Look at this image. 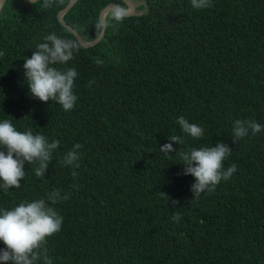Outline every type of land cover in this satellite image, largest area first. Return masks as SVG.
I'll list each match as a JSON object with an SVG mask.
<instances>
[{"label": "trees", "instance_id": "16d2710c", "mask_svg": "<svg viewBox=\"0 0 264 264\" xmlns=\"http://www.w3.org/2000/svg\"><path fill=\"white\" fill-rule=\"evenodd\" d=\"M70 1L5 0L0 11V119L61 141L47 179L35 174L38 161L26 165L19 189H0V208L56 188L68 195L55 205L62 228L45 244L55 264H264V131L232 140L236 119L264 124V0H212L203 9L138 0L147 11L121 20L110 11L93 46L60 22ZM109 4L127 8L125 0H78L64 19L93 41ZM53 31L80 45L67 64L79 72L70 111L32 98L24 77L25 56ZM181 115L204 135L184 133ZM173 135L184 143L161 151ZM219 140L232 145L224 167L237 171L193 200L195 178L182 174L179 153ZM77 142L73 176L57 161Z\"/></svg>", "mask_w": 264, "mask_h": 264}, {"label": "clouds", "instance_id": "9594fccd", "mask_svg": "<svg viewBox=\"0 0 264 264\" xmlns=\"http://www.w3.org/2000/svg\"><path fill=\"white\" fill-rule=\"evenodd\" d=\"M135 1L138 2V8L141 1ZM32 3L36 4L37 0H32ZM191 4L196 9H203L210 7L212 0H191ZM52 6L53 0H44L43 7ZM125 14L123 9L113 13L117 20L123 19ZM79 47L77 40L53 31L36 45L31 55L25 56L24 77L32 98L45 102L56 101L66 111L75 107L78 101L75 84L79 72L76 67H68L67 64ZM96 63L103 64L104 61L97 58ZM177 122L182 131L191 137L200 138L205 133L201 124L190 122L183 115L178 117ZM232 131V140L237 142L264 131V124L253 119H236ZM173 142L181 145L184 140L180 135L170 136L169 142L160 144L161 151L176 152ZM60 144L59 139L50 140L41 132L34 133L32 129L22 131L12 120L0 119V189H19L27 174L26 165L37 161L39 166L35 168V174L47 179L46 174ZM81 148V143H75L57 161L61 165L71 166L73 176L79 175L76 169L80 167ZM231 151L230 143L219 140L211 146L191 147L179 153L180 162L184 164L182 174L195 178L191 185L193 200L202 193L212 192L221 180H229L237 171L235 163L224 167V161ZM67 198L68 195L62 189L56 188L46 196L21 202L12 208H0V242L3 243V247H0V264H55L45 244L49 236L62 228L64 217L55 205ZM171 204L176 206L179 201L172 200ZM172 219L179 222L181 213L175 212Z\"/></svg>", "mask_w": 264, "mask_h": 264}, {"label": "water", "instance_id": "95a60500", "mask_svg": "<svg viewBox=\"0 0 264 264\" xmlns=\"http://www.w3.org/2000/svg\"><path fill=\"white\" fill-rule=\"evenodd\" d=\"M27 1H30L32 2V0H27ZM78 0H71L69 2V4L63 8L60 12H59V19H60V22L66 27L68 28L76 37L77 39L80 41V43H82L83 45L85 46H93L95 45L96 43H98L105 35V32H106V28H107V14L110 12V11H116L117 9H123L125 10L126 14L124 16H131V15H139V14H142V13H145L147 10H138L137 9V5H138V2H136L135 0H125V2L127 3V8H123V7H120L118 5H115V4H109L107 5L102 11H101V14H100V20H101V24H102V31L101 33L99 34V36L94 39L93 41H85L81 35L77 32V30L75 28L72 27V25L68 24L65 20H64V15L65 13L72 8V6L77 2ZM5 0H0V11L3 7V4H4Z\"/></svg>", "mask_w": 264, "mask_h": 264}]
</instances>
